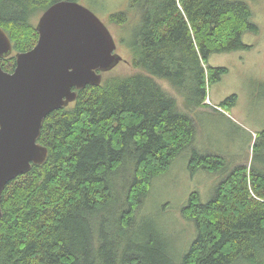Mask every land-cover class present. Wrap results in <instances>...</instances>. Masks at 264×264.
I'll use <instances>...</instances> for the list:
<instances>
[{"label": "trees", "instance_id": "1", "mask_svg": "<svg viewBox=\"0 0 264 264\" xmlns=\"http://www.w3.org/2000/svg\"><path fill=\"white\" fill-rule=\"evenodd\" d=\"M59 1L0 0V27L13 43V54L0 58L4 70L13 72L15 55L38 43L32 17ZM139 15L130 48L132 66L142 72L89 85L73 104L52 112L38 140L48 147V159L6 186L0 264H156L142 253L150 244H157L169 263L165 240L153 228L149 242L119 261L116 247L106 251L103 219L114 201L110 178L126 159L136 163L124 208L107 221L127 237L154 178L170 170L197 133L192 116L158 80L185 101L206 105L208 87L228 73L209 66L210 57L250 49L243 37L259 28L250 5L239 0H145ZM110 19L118 25L129 22L125 12ZM236 104L233 95L220 107ZM226 167L223 156L192 152L193 174ZM183 214L196 222L198 236L181 264H264V165L237 166L208 203L193 192Z\"/></svg>", "mask_w": 264, "mask_h": 264}, {"label": "rangeland", "instance_id": "2", "mask_svg": "<svg viewBox=\"0 0 264 264\" xmlns=\"http://www.w3.org/2000/svg\"><path fill=\"white\" fill-rule=\"evenodd\" d=\"M75 1L89 8L106 24L116 41V52L124 59L114 70L104 74V79L142 72L132 66L133 50L130 45L139 31V11L145 0ZM239 1L250 5L252 22L258 26L259 31L244 35V43L250 49L213 54L210 57L209 66L228 69V73L220 81L208 87V106L203 107L209 108L211 112L200 109L196 100L185 101L168 82L158 80L167 92L175 96L180 110L192 116L197 133L193 144L176 158L170 170L154 178L149 195L138 211L135 229L127 237L110 227L107 221L117 219V213L124 208L123 203L134 177L136 163L126 159L120 171L110 178L114 201L106 211L107 215L104 214L103 223L108 228L106 251L109 253L116 247L119 250L117 261L127 251L133 252L139 245L149 242L147 234L153 228L165 240L169 263L165 261L164 252L157 244H150L142 253L156 264H181L198 236L196 222L183 214L191 194L197 192L200 201L208 203L216 195L219 183L237 166L264 165V0ZM119 12L127 13L128 24L111 22V15ZM42 14L32 17L34 25L37 26ZM233 95L237 96L234 107H220ZM216 109L223 110L232 120L221 117L214 111ZM193 151L223 156L226 159V169L217 173L199 169L193 174L189 168ZM102 244L103 242L96 246L95 250Z\"/></svg>", "mask_w": 264, "mask_h": 264}, {"label": "water", "instance_id": "3", "mask_svg": "<svg viewBox=\"0 0 264 264\" xmlns=\"http://www.w3.org/2000/svg\"><path fill=\"white\" fill-rule=\"evenodd\" d=\"M36 29L38 43L15 55L14 71L0 66V220L6 186L48 159V147L38 141L46 118L74 103L79 90L100 86L124 61L106 24L76 1L53 4ZM12 54L0 27V58Z\"/></svg>", "mask_w": 264, "mask_h": 264}, {"label": "crops", "instance_id": "4", "mask_svg": "<svg viewBox=\"0 0 264 264\" xmlns=\"http://www.w3.org/2000/svg\"><path fill=\"white\" fill-rule=\"evenodd\" d=\"M203 106H208V105H202L201 107H200V109H202V110H206V111H208V112H211V110L209 109V108H204ZM219 107V106H218ZM214 111H217V113L221 116V117H223V118H227V119H230L229 117L230 116H228L223 110H218V109H216V110H214ZM230 120H232V119H230ZM228 165H229V163H228Z\"/></svg>", "mask_w": 264, "mask_h": 264}]
</instances>
